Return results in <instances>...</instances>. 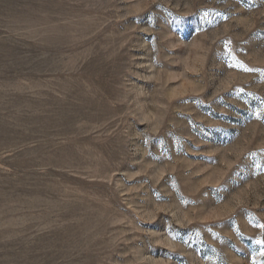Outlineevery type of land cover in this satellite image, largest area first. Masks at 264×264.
<instances>
[{
    "label": "rangeland",
    "instance_id": "1",
    "mask_svg": "<svg viewBox=\"0 0 264 264\" xmlns=\"http://www.w3.org/2000/svg\"><path fill=\"white\" fill-rule=\"evenodd\" d=\"M0 264H264V0H0Z\"/></svg>",
    "mask_w": 264,
    "mask_h": 264
}]
</instances>
